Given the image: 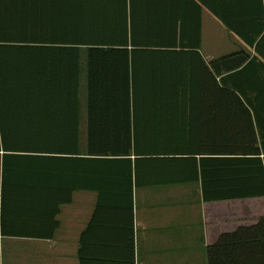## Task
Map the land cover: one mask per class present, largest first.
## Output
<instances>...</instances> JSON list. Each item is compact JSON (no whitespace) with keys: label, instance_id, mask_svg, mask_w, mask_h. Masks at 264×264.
<instances>
[{"label":"trees","instance_id":"1","mask_svg":"<svg viewBox=\"0 0 264 264\" xmlns=\"http://www.w3.org/2000/svg\"><path fill=\"white\" fill-rule=\"evenodd\" d=\"M138 1L150 2L0 0L3 235L12 232L7 230L12 222L30 213L46 218L51 225L44 237L52 239L59 225L55 219L59 205L70 202H38L29 199V193L40 188L38 162L45 160L40 154L79 155L82 49L88 51V159L125 163L123 172H100L98 179L115 178L131 185L133 166L136 187L201 181L206 202L264 196V136L257 134L262 128L260 106L247 100L235 81L248 69L247 58L242 54L222 60L226 65L221 86L215 76L221 72L210 73L219 101H197L201 99L197 81L190 83L194 75L160 69L157 53L148 52L173 48L170 42L139 43L133 38L129 24ZM245 43L262 54V39ZM256 93L262 97V90ZM215 113L226 118L220 122L224 134L219 147L198 135L196 119ZM213 161H220V168L214 170L217 181L212 184L208 167ZM154 162L163 165L155 167ZM253 230L262 245L252 252L248 248L235 264H264V219Z\"/></svg>","mask_w":264,"mask_h":264},{"label":"crops","instance_id":"2","mask_svg":"<svg viewBox=\"0 0 264 264\" xmlns=\"http://www.w3.org/2000/svg\"><path fill=\"white\" fill-rule=\"evenodd\" d=\"M131 17L129 27L137 42L172 44L173 48L148 52L157 53L155 63L160 69H182L194 75L190 83L197 81L201 98L197 101L203 104L220 99L215 101L210 73L221 72L215 75L221 86L226 65L222 60L244 54L245 64H250L244 76L235 81L247 100L260 106L262 128L257 134L264 136V0L138 1L132 6ZM260 39L262 54L245 43ZM87 55L82 49L79 155L40 154L45 158L38 162L40 188L29 193V199L38 202H70L59 205L55 218L59 225L52 239L44 237L51 225L46 218L30 213L7 229L24 233L22 236L0 232V264H235L242 261L248 248L252 252L260 247L262 238L254 235L253 228L264 219V196L206 202L201 181L136 187L133 166L131 185L115 178L98 179L100 172H123L125 163L88 159ZM258 90H262V97H258ZM196 119L200 120L198 135L207 137L210 146H222L220 122L226 118L215 113ZM219 166L220 161H213L208 167V183H216L213 174ZM1 170L2 152L0 180Z\"/></svg>","mask_w":264,"mask_h":264}]
</instances>
